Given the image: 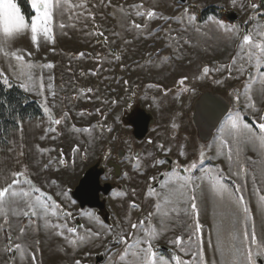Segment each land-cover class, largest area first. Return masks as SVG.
Here are the masks:
<instances>
[{
    "label": "rangeland",
    "instance_id": "rangeland-1",
    "mask_svg": "<svg viewBox=\"0 0 264 264\" xmlns=\"http://www.w3.org/2000/svg\"><path fill=\"white\" fill-rule=\"evenodd\" d=\"M251 3L258 0H68L63 15L54 14L52 39L38 34L33 44L29 28L9 41L5 51L23 60L0 52V72L42 115L0 134V189L23 172L60 208L48 217L0 215V264H134L133 253L148 242L169 264L176 256L184 264H238L235 250L246 252L253 233L252 264H264V77L257 53L250 59L237 39L264 31V12L258 16ZM209 6L222 7L225 19L196 21L193 8ZM234 27L240 32L228 31ZM203 90L229 105L204 140L193 120ZM134 105L153 116L142 140L122 119ZM237 113L249 125L239 134L222 125ZM106 160L120 164L118 176ZM95 162L114 185L102 214L71 194ZM19 179L12 190L27 191Z\"/></svg>",
    "mask_w": 264,
    "mask_h": 264
},
{
    "label": "snow or ice",
    "instance_id": "snow-or-ice-1",
    "mask_svg": "<svg viewBox=\"0 0 264 264\" xmlns=\"http://www.w3.org/2000/svg\"><path fill=\"white\" fill-rule=\"evenodd\" d=\"M28 3L31 5V8L34 10V15L31 16L30 24L26 22V17L22 14L21 8L17 3V0H0V52L7 57L11 55L15 58L16 61H22L23 57L17 55L16 52L5 51V48L8 47L9 41L16 37L18 34L24 33L25 30L30 28L31 32V42L35 44L37 42L38 34L42 35L45 39H52V22L53 17L56 12H59L63 15L65 8L68 5V0H28ZM250 7L252 9H258L260 6L256 3H251ZM137 15H142L137 12ZM155 13L153 11H148L147 16L152 17ZM134 27L140 28L141 25L133 24ZM63 27V25H61ZM228 31L233 34L239 33L240 30L238 28H232ZM238 39V47L242 52L245 49L249 50L246 54L251 59L252 53H257L256 56V70L261 73V76L264 77V68H261V63L264 61V31L253 33L249 31L247 34H240L237 36ZM119 57H117L118 59ZM236 58L233 57V61L235 63ZM52 65H46V67H51ZM31 67V65H28ZM203 73H209V68L204 66L202 69ZM239 71L243 72V65L239 69ZM0 75H3L0 72ZM187 77L182 78L178 81V83L183 84ZM4 84H8L9 81L7 78H4L2 81ZM264 83V80L261 81ZM23 87V85H21ZM89 91H91L89 89ZM45 112H48V108L44 109ZM56 125L61 123L60 119H56L54 121ZM223 127L235 131L236 133H241L244 130L249 129V125L243 123L239 114L229 115L227 120L222 122ZM260 136L258 137L260 144L264 147V123H260L258 125ZM55 131V129H53ZM75 151V149H74ZM201 158H203L204 153H200ZM59 163L63 164L64 161L61 159ZM163 163V161H160ZM193 168L196 167V164L192 165ZM16 179H13L11 184L7 187L0 189V215H7L9 209H12L15 215H23L25 217L28 216H38L41 214V211L44 217H48L49 214L56 215L60 205L56 203V201L52 200L50 196H46L45 193L42 192L41 188L33 185L32 180L26 177V174L23 172L13 173ZM19 177H24L23 183L28 186L27 191H13V187L21 183ZM219 183V181H217ZM223 188V185H221ZM226 191V189H224ZM35 194V195H34ZM150 194H157L154 189H150ZM159 195V194H157ZM42 197H45L51 203H44L42 201ZM194 199V198H193ZM261 200L264 201V196L261 197ZM239 203L243 204V196L239 197ZM23 205V207H21ZM14 206V207H13ZM132 207H137L134 203L131 205ZM197 205L192 203V209L195 210ZM26 209V210H25ZM248 209L245 207L244 212L247 213ZM65 215H70V213H65ZM151 215V214H150ZM145 221L141 220L140 224H144ZM132 229H137L138 225L133 223L131 225ZM24 229L21 228L20 232L23 235ZM70 232L75 233L77 229L70 228ZM90 231V230H89ZM196 231H200V225H196ZM97 235H99L97 233ZM249 234L247 232L244 233V237L247 239ZM121 242L127 244L128 237L121 236ZM150 238H145L146 242ZM191 239V238H190ZM75 241H73L74 243ZM256 237L254 233L251 235L250 239V247L244 252L240 249H236V258L238 264H252V253H251V244H255ZM141 243L140 239L136 240V245ZM176 243L181 244L182 240L180 237L176 238ZM17 250L21 249V244H15ZM27 246H25L26 248ZM134 264H169V260L164 257L158 256L156 252L153 250L150 242L147 243V247L137 248V251L133 253ZM33 261L35 260V256L32 257ZM175 261V264H184L179 256L172 257ZM76 264H80V261H76Z\"/></svg>",
    "mask_w": 264,
    "mask_h": 264
},
{
    "label": "water",
    "instance_id": "water-1",
    "mask_svg": "<svg viewBox=\"0 0 264 264\" xmlns=\"http://www.w3.org/2000/svg\"><path fill=\"white\" fill-rule=\"evenodd\" d=\"M228 101L218 93H212L210 90H203L195 99L193 120L199 131L201 139L207 138V132H211L228 110ZM152 114L146 112L143 108H138L134 114L133 121L130 124L134 127L133 135L137 139H142L148 133V127L152 121ZM115 173H118V166L113 164ZM102 169L97 167V163L89 167L74 187L71 194L79 202L80 207H90L98 209L104 208V202L100 199L99 192L106 194L111 185L105 183L103 186L99 183V177ZM99 258L96 259L98 261Z\"/></svg>",
    "mask_w": 264,
    "mask_h": 264
},
{
    "label": "trees",
    "instance_id": "trees-1",
    "mask_svg": "<svg viewBox=\"0 0 264 264\" xmlns=\"http://www.w3.org/2000/svg\"><path fill=\"white\" fill-rule=\"evenodd\" d=\"M21 8L22 14L29 20L32 16V10L28 0H17ZM260 6L257 10L258 16H262L264 12V0H258ZM195 20L203 22L211 16L225 19L224 10L222 7L209 6L207 8L195 9L193 8ZM250 21L246 24L249 26ZM3 75H0V134H5L14 127L19 120L25 118L38 117L42 115L40 105L29 97L19 86L10 82L4 84L2 81Z\"/></svg>",
    "mask_w": 264,
    "mask_h": 264
},
{
    "label": "flooded vegetation",
    "instance_id": "flooded-vegetation-1",
    "mask_svg": "<svg viewBox=\"0 0 264 264\" xmlns=\"http://www.w3.org/2000/svg\"><path fill=\"white\" fill-rule=\"evenodd\" d=\"M138 108H141L140 106H137V105H134V106H132V108L130 109V111L128 112V113H126L124 116H123V122L124 123H128L129 124V126L131 127V130H132V133H133V131H134V127L130 124V121L132 120L133 121V117H134V114L136 113V111H137V109ZM146 111V110H145ZM147 112V111H146ZM153 117V116H152ZM152 122V121H151ZM151 122H150V124H151ZM150 124H149V126H150ZM148 131H149V127H148ZM147 135V134H146ZM134 136V135H133ZM146 137V136H145ZM145 137H143V138H145ZM142 138V139H143ZM135 139H137V138H135ZM142 139H138V140H142ZM168 161H170L169 159H168ZM97 163V167L98 168H101L102 169V173L100 174V177H99V183H100V185L101 186H103L105 183H109L110 185H111V189L112 188H114L113 186V184H111L110 182H107V181H104L103 179H102V177H103V175H104V172H105V170H104V167L102 166V164H101V162H95L94 164H96ZM93 164V165H94ZM106 164H107V167H110L111 169H112V172H113V176H118V174H120V172H121V166H120V164H117V163H115V162H112V161H110V160H106ZM113 164H116L117 166H118V173L116 174L115 173V168L113 167ZM110 189V190H111ZM109 190V191H110ZM108 191V192H109ZM107 192V193H108ZM106 193V194H107ZM99 194H100V199L101 200H103V202L105 201L104 200V195H106V194H104V193H102L101 191L99 192ZM78 202V201H77ZM79 203V202H78ZM95 209V208H94ZM96 211L98 212V214H102V210H98V209H96Z\"/></svg>",
    "mask_w": 264,
    "mask_h": 264
}]
</instances>
